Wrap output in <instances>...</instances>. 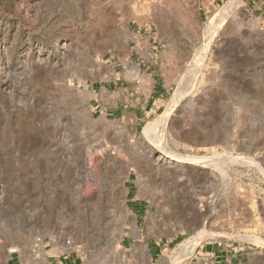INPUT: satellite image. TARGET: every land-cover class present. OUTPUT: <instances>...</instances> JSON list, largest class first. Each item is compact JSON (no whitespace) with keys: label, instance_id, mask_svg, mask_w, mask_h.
Listing matches in <instances>:
<instances>
[{"label":"rangeland","instance_id":"rangeland-1","mask_svg":"<svg viewBox=\"0 0 264 264\" xmlns=\"http://www.w3.org/2000/svg\"><path fill=\"white\" fill-rule=\"evenodd\" d=\"M230 1L0 0V264H209L214 245L264 264V0L209 40ZM150 55L176 69L142 72ZM182 87L163 140L144 141ZM162 147L234 161L173 164ZM102 150L127 170L116 196L91 186L84 231L77 168L96 174Z\"/></svg>","mask_w":264,"mask_h":264},{"label":"bare ground","instance_id":"bare-ground-1","mask_svg":"<svg viewBox=\"0 0 264 264\" xmlns=\"http://www.w3.org/2000/svg\"><path fill=\"white\" fill-rule=\"evenodd\" d=\"M242 1L243 0H232L226 5L225 11L223 9H221V10H223L222 14H220L215 19V21L214 22L212 21L211 25H209V28H208L209 34L207 37L209 40H211L212 37L214 36V34L217 30L218 23H222L228 17V15L231 13L232 7L234 5L241 4ZM205 46H207V44ZM208 47H209V45H208ZM202 49L205 50L206 48H202ZM188 90H185L184 87L180 88L178 93L174 97V99L171 101V103L168 106L165 113L162 116H160V118H158V120L150 122L144 127L143 132H142V137H143L144 141L158 142L160 140L161 141L163 140V138H162L163 130L165 131V126H166L168 120L170 119L171 115H173V112L176 110V108L178 107L181 100L186 96V91L188 92ZM189 91L191 92V90H189ZM160 132H162V133H160ZM162 148H163V150L161 152V158L163 157L164 160L168 161L169 163H173V164H191V165H200V166L210 165L212 167L214 165H216L218 168H222L223 167L222 164H224L222 162L234 161V159H232L230 157L226 158V156L224 157L222 155H219L216 158H210L207 156H185V155L177 154L174 151H170L169 149H166L164 147H162ZM99 153H102V155L99 158H97L98 163L96 165V174L92 173V172H91L92 173L91 174V173H89L90 171L86 172L87 166L84 163L82 164V166H79L77 168V177L79 180V184H78L79 187H78L77 195H78V200H79V204H80V211H79L80 217L79 218H80V224L82 227L81 229H83L84 231L89 229V223L90 222L91 223L97 222V218H98L97 206H98V203L100 202V197H102L99 189H95V194L94 195L92 194L90 196L88 194V191H90L91 189L94 190V188H92V187L100 186L102 184V181L105 180L106 188L108 190H109V188L111 189L110 192H112V193H110V194L112 195V197L116 196L115 195L116 194L115 188H117L118 185L121 186L120 182H118V180H117L118 175H120L122 172L127 170L123 161L119 160L118 157H116V156H109L108 157L107 153H105L103 150L100 151ZM216 166H214V167H216ZM85 183H89V184H87V185H90V189L88 188L89 190L87 188H85L86 187L84 185ZM117 190H119V189H117ZM116 200H117V197H116ZM88 211L90 212V214ZM126 215H127V217H129L128 214H126ZM135 231H137V228H135ZM203 231H201V233L194 235L193 237H190L189 239H187L186 241H184L182 243L181 252H180V254H178V256L180 257L181 260L179 262H175V263H180L183 259L190 257L193 254V252L196 250V248L199 246V244L204 239H206V237H208V234L205 231L204 232ZM21 253H22V255H24L25 251L22 250ZM164 263L167 264V262H164Z\"/></svg>","mask_w":264,"mask_h":264},{"label":"crops","instance_id":"crops-1","mask_svg":"<svg viewBox=\"0 0 264 264\" xmlns=\"http://www.w3.org/2000/svg\"><path fill=\"white\" fill-rule=\"evenodd\" d=\"M140 66L142 72H174L176 69L175 61L167 59L166 56L157 57L155 55H150L145 60L143 68L142 65ZM154 94L155 96L151 97L153 101L147 97L146 102L150 101L153 105L161 103L163 101V89L158 90V86H155ZM201 254L209 261V264H246L245 257L242 253H232L220 245L202 246Z\"/></svg>","mask_w":264,"mask_h":264}]
</instances>
